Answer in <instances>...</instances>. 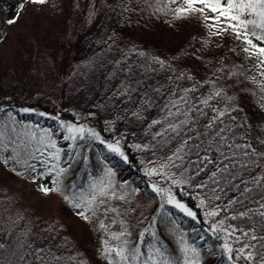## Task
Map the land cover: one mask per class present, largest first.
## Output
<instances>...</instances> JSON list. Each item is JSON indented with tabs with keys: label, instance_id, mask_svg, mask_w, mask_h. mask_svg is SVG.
<instances>
[{
	"label": "trees",
	"instance_id": "16d2710c",
	"mask_svg": "<svg viewBox=\"0 0 264 264\" xmlns=\"http://www.w3.org/2000/svg\"><path fill=\"white\" fill-rule=\"evenodd\" d=\"M28 1L0 0V264H264V106L203 76L200 31L216 14L181 13L186 0H91L70 4L64 30L38 24L43 8L9 24ZM49 57L58 71L46 84L15 88ZM155 103L176 113L163 131ZM77 114L93 131H71ZM175 127L174 184L154 160ZM247 144L257 156L235 147ZM22 179L48 186L56 207L32 209Z\"/></svg>",
	"mask_w": 264,
	"mask_h": 264
},
{
	"label": "rangeland",
	"instance_id": "374dc122",
	"mask_svg": "<svg viewBox=\"0 0 264 264\" xmlns=\"http://www.w3.org/2000/svg\"><path fill=\"white\" fill-rule=\"evenodd\" d=\"M91 0H44V3H32L29 0L22 9L14 15L11 20H15V23L28 20L31 9L33 14L37 16L36 10L40 8L45 9L43 13L40 14L38 20L39 23L47 22V24L54 29L64 30L65 25L68 20V10L70 4H79V7H84V4L88 5ZM46 11V12H45ZM83 13V9L81 10ZM49 16V17H48ZM215 16V15H214ZM212 16V17H214ZM252 19L253 17H247ZM67 27V25H66ZM251 30V27H250ZM259 30H257L258 32ZM203 37L204 54L206 56L208 64L205 66L203 76L211 81L212 83H217L222 85L224 88V94L231 97L233 101L237 103H247V106L254 107L257 109L263 108L264 106V65L260 64V60L264 59L253 54L254 50L250 49L249 52H245L244 49L249 47L247 44L243 46L242 51L239 48V41L237 42L233 37L223 38L218 34L217 24H213V20L208 21L207 25L203 30L200 31ZM253 40V43L259 47H264V43L256 40L254 37H249ZM226 39V40H225ZM6 42L0 41V50L5 48ZM223 58H220L221 53H225ZM237 54V55H236ZM242 54H246L243 56ZM221 60L218 65L215 64L217 57ZM238 56V60H234ZM251 59V63H249ZM57 64V59L54 57H49L47 59V68L45 73L44 69H41L37 77L29 78L30 82L24 83L21 80L18 82V86L15 88H26V91H35V89H40L43 84H46L45 78L58 68L55 66ZM217 68H216V67ZM216 70L215 77L212 75L213 70ZM8 89V86H6ZM13 87H10V89ZM255 98V99H254ZM62 99H60V102ZM155 103L151 109V115L156 117V126H154L155 131H163L169 124V121L176 117V113L171 111V115L165 118L163 111L166 107L160 103ZM76 116L79 120L75 121V125H70L71 131L81 133L85 131H93V128L87 123H81L82 115L77 114ZM176 128V127H175ZM82 130V131H81ZM181 128H176V132L173 129L170 134L166 135L163 139L165 142H161L162 153L158 154L156 161L162 164V169L164 170V176L166 179L178 183V179L184 173L183 165L175 159V147L180 139ZM155 164V163H154ZM16 188L21 192V197L23 201H26L32 209H38L42 212L49 213L52 208L56 207V198L54 197L53 191L43 183L33 181L31 179H22L16 181ZM49 189L46 195L41 189ZM55 205V206H54Z\"/></svg>",
	"mask_w": 264,
	"mask_h": 264
},
{
	"label": "snow or ice",
	"instance_id": "6c2138e0",
	"mask_svg": "<svg viewBox=\"0 0 264 264\" xmlns=\"http://www.w3.org/2000/svg\"><path fill=\"white\" fill-rule=\"evenodd\" d=\"M32 3H44V0H31ZM200 4V8H196L195 5ZM186 9H181V13L184 11L196 12L199 11L203 13L205 9H207L211 13H215L216 15L212 17L213 24H218L220 22V18H223L225 21V27L221 28L220 31H225L228 28H231L232 32L235 34L237 39H242L244 43H246L249 47L244 49L245 52H249L250 49L254 50L255 55L258 57L264 58V47H259L258 45L253 43V40L249 37H254L256 40L264 43V0H186ZM22 7V6H21ZM247 17H253L252 19H248ZM205 19H208L206 16ZM9 24L15 23V20H9ZM251 27V30H250ZM257 30H259L257 32ZM260 64L264 65V59L260 60ZM219 95V93H216ZM207 103V101H205ZM225 113H219V117H223ZM235 119V117H233ZM211 128V125H209ZM82 131V130H81ZM226 129H219V133L225 132ZM67 139V137H66ZM222 141H226L225 136H220ZM264 143V141H261ZM55 147V145H51ZM110 151L119 153L120 150L118 147H113L112 145H108ZM229 149L234 147V144H227ZM236 148H244V155H252L257 156L258 154L254 149L251 148V144L247 145H235ZM251 149V152L248 150ZM122 155V153H121ZM260 157H264V154H259ZM225 158H228L225 156ZM255 162V161H253ZM247 167V165H243ZM46 195L49 192V189L42 188L41 189ZM89 205H91L92 201H88ZM75 207H80L79 204L75 205ZM176 207L184 211L188 216L193 217L195 219V215L193 212L189 211L184 207L183 204H176ZM264 207V205H262ZM264 215V213H261ZM83 215V213H81ZM210 215H215V213H210ZM243 215V214H242ZM87 219V216H84ZM103 227V225H102ZM114 239H118L119 237H113ZM255 239V237H253ZM139 250L137 249V252ZM230 251V249H229ZM115 255L121 257L122 260H127L128 257L125 256L124 251L122 249L115 250Z\"/></svg>",
	"mask_w": 264,
	"mask_h": 264
}]
</instances>
